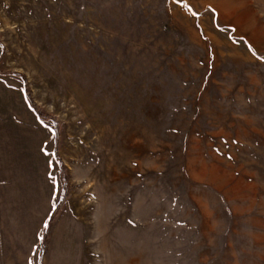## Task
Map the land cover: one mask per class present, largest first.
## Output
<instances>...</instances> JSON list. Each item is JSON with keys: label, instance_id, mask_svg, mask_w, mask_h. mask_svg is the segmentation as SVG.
<instances>
[{"label": "rangeland", "instance_id": "rangeland-1", "mask_svg": "<svg viewBox=\"0 0 264 264\" xmlns=\"http://www.w3.org/2000/svg\"><path fill=\"white\" fill-rule=\"evenodd\" d=\"M0 264H264V0H0Z\"/></svg>", "mask_w": 264, "mask_h": 264}]
</instances>
